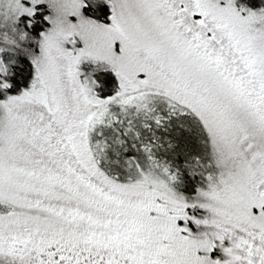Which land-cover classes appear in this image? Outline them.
I'll return each mask as SVG.
<instances>
[{
    "label": "snow or ice",
    "instance_id": "snow-or-ice-1",
    "mask_svg": "<svg viewBox=\"0 0 264 264\" xmlns=\"http://www.w3.org/2000/svg\"><path fill=\"white\" fill-rule=\"evenodd\" d=\"M0 264H264V0H0Z\"/></svg>",
    "mask_w": 264,
    "mask_h": 264
}]
</instances>
